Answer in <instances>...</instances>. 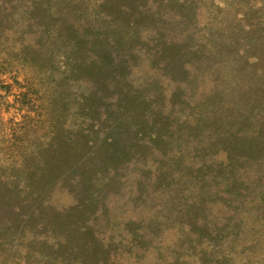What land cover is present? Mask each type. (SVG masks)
<instances>
[{
    "label": "rangeland",
    "instance_id": "374dc122",
    "mask_svg": "<svg viewBox=\"0 0 264 264\" xmlns=\"http://www.w3.org/2000/svg\"><path fill=\"white\" fill-rule=\"evenodd\" d=\"M0 49V177L17 183L7 191L15 203L0 209V264H264V142H233L228 124L235 117L264 141V0H4ZM23 86L64 123L49 122L46 135L85 130L89 107L97 141L117 134L101 145L106 180L58 171L21 204L20 181L32 175L9 129L29 124ZM245 149L252 159L240 162ZM80 202L89 240L65 232ZM34 210L41 229L22 218Z\"/></svg>",
    "mask_w": 264,
    "mask_h": 264
},
{
    "label": "trees",
    "instance_id": "16d2710c",
    "mask_svg": "<svg viewBox=\"0 0 264 264\" xmlns=\"http://www.w3.org/2000/svg\"><path fill=\"white\" fill-rule=\"evenodd\" d=\"M1 2L4 0H0ZM18 1V0H16ZM20 2V0H19ZM12 16L17 21H20V8L17 9L15 12L12 13ZM253 25H250V29L253 28ZM2 51L0 49V59H1ZM252 60H257V57H252ZM2 64L0 62V73H3L4 70L2 68ZM72 67V66H71ZM73 69V67H72ZM77 70V69H76ZM5 88V87H4ZM23 93H19L20 101L25 105V115L28 116L26 119H28L29 124H23L22 123H16L14 128H10V136L12 137V143L11 148L13 147H20V154H22L21 158V170L30 172V176L28 179L24 178L20 181L21 184V192L24 193L23 200H21L22 205H27L29 203H35L40 195L48 189H50L54 182L58 180V177L53 178V175L55 172L63 171L65 172V176H70L69 178L71 180L77 179L75 176V172L80 174L83 178V183L90 186L93 178L99 174L101 179L106 180L107 178L104 175H100L101 171L99 168L105 164L108 158V150L101 149V145H108L109 147H114L116 145V141H118V137L116 135L105 137L102 140L97 141V135L96 132H93L92 129H88L89 125L91 126V123H93V117H91L93 111L89 107V112H86V116L90 117L92 121L86 126L85 130L81 128H77L72 132V134H69L65 137L62 135H58L55 138L52 137L51 134L46 135L44 133V129L47 127V125L50 122V126L54 129L57 127H62L64 125L63 122L55 121L52 119V115L50 113V110H48L47 107L43 106L42 99L39 97L38 92H34L33 88L26 87L28 89V94L25 91V87ZM10 90V89H9ZM9 90H6V93L9 92ZM33 91L31 94L32 96H29V92ZM121 113L123 116H129L132 111L129 107L125 106L121 108ZM231 121H229V127L235 128L231 131L232 139L231 141L236 140H251L255 142V145L258 146L262 144L263 138L261 137V132H258L257 134H249L247 135L245 132H239L237 129V126L240 122L236 121L234 118ZM214 119V118H213ZM33 124H30L32 123ZM124 127H120V125H116L114 127L115 131H127V125H122ZM123 128L125 130H123ZM29 129L33 131V134L31 137H34L35 140H37V144H26V137L27 132L29 133ZM87 132V135H92L91 140H86V136H83L82 133ZM239 135H236L238 134ZM234 134V135H233ZM55 135V134H54ZM159 135V134H158ZM248 141V140H247ZM11 142V141H10ZM233 149L232 147H230ZM250 149H245V151H241L239 154H236L237 160L240 162H244L246 160H251V151ZM234 151V150H233ZM43 152L51 153V159L49 162L46 161L44 158V155H42ZM235 152V151H234ZM113 154H116L114 151H112ZM117 156L121 158L122 154L117 153ZM31 160V165H30ZM110 167H106L105 170H108ZM110 170H114L113 167L110 168ZM103 172V171H102ZM65 176L64 179L61 182H65ZM13 175H7L0 177V209L8 208L11 204L15 203L13 199L10 198L7 191L8 189L10 191H13L16 193L17 183L14 180ZM226 188H231L229 183H227ZM100 192V191H99ZM79 211H75L73 214L74 217H76V222L74 225L69 224L70 226L67 227L66 231L78 235L80 237H86V239H91L92 237V230L88 228L87 218L84 220L82 219V216L84 212L87 210V207L85 203H78ZM30 217H34L36 219V226L38 229L42 228V225L40 224L39 216L37 211H32L31 213L27 215H23V219H28ZM79 220V221H78ZM79 222V223H78ZM71 227V228H70ZM47 233L45 234V238L51 237L55 240V249L56 251H62L65 248V245L63 244V241L59 239V235H56L57 233L54 227L52 225H46ZM10 230V229H9ZM61 233V231H59ZM44 236V235H43ZM77 236V237H78ZM0 242L3 243V240ZM71 250V249H70ZM74 251H83V249L79 247H74ZM26 260L28 261V264H31L29 262V257H26ZM44 264H61L60 261H57L56 259H49L45 257Z\"/></svg>",
    "mask_w": 264,
    "mask_h": 264
}]
</instances>
